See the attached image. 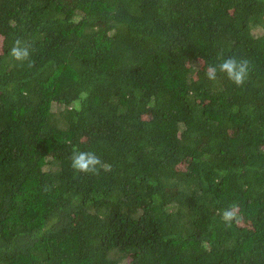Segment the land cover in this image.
Here are the masks:
<instances>
[{"label": "trees", "instance_id": "16d2710c", "mask_svg": "<svg viewBox=\"0 0 264 264\" xmlns=\"http://www.w3.org/2000/svg\"><path fill=\"white\" fill-rule=\"evenodd\" d=\"M0 264H264V0H0Z\"/></svg>", "mask_w": 264, "mask_h": 264}, {"label": "clouds", "instance_id": "9594fccd", "mask_svg": "<svg viewBox=\"0 0 264 264\" xmlns=\"http://www.w3.org/2000/svg\"><path fill=\"white\" fill-rule=\"evenodd\" d=\"M11 55L16 60H29L30 53L27 48L21 47V41L16 40L10 50ZM29 67H33L34 63L29 60ZM219 71L226 74L227 78L237 87H242L249 75L250 62L247 59H237L229 57L219 64ZM204 72L209 80L216 79L217 67L209 65L204 68ZM71 167L78 173L82 174H99L101 169L107 170L110 165L105 164L99 156L94 152L73 151L71 157ZM235 207V206H234ZM222 219L226 223H231L236 219L233 210H225Z\"/></svg>", "mask_w": 264, "mask_h": 264}]
</instances>
